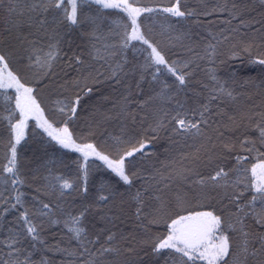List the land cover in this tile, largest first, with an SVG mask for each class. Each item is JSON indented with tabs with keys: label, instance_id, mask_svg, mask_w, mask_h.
<instances>
[{
	"label": "trees",
	"instance_id": "1",
	"mask_svg": "<svg viewBox=\"0 0 264 264\" xmlns=\"http://www.w3.org/2000/svg\"><path fill=\"white\" fill-rule=\"evenodd\" d=\"M175 2L139 0L133 6L156 9L137 18L140 31L178 74H188L184 85L165 65L151 63V49L142 41L122 44L125 33L131 32L122 9H103L89 0L79 6L83 22L71 25L63 9L43 11L46 0H0V55L8 64L4 75L11 71L33 89L32 97L54 128L66 124L77 144L92 143L112 159L146 142L125 159L132 181L125 184L98 157L85 160L81 152L57 144L29 114L17 145L23 183L13 186L2 171L14 142L5 117L12 113L15 123L20 113L16 89H0V264H180L187 257L174 250L153 252L156 238L168 235L173 219L203 211L223 219L233 245L228 264H237L241 257V228L250 234L247 264L264 261V253L252 255L264 236V224L252 214L260 213L261 205L257 201L253 209L249 203L255 194L251 169L264 162L259 135V127H264V65L254 62L264 58V0H182L181 10L192 15L174 17L162 11ZM65 7L71 10L67 3ZM57 42L59 55L45 75L32 64L33 49L43 53ZM94 44L103 59L94 54ZM220 84L231 97L213 91ZM211 96L216 99L209 102ZM206 104L208 122L200 125L199 134L195 129L173 131L178 127L173 117L187 116L195 123ZM231 119L236 124L232 127ZM212 152L210 160L205 159ZM221 168L228 176L210 181ZM57 175L74 187L63 194L58 186L52 189L48 178ZM201 178L203 185L197 183ZM109 191L108 201L98 200ZM17 193H23L22 206L12 208ZM41 202L50 205L47 216L37 211ZM85 207L81 226L86 236L77 240L64 221ZM26 209L38 228L36 241L26 233L16 236L24 232L20 213ZM241 218L243 225L237 223ZM13 238L18 242L9 246ZM188 264L203 263L194 258Z\"/></svg>",
	"mask_w": 264,
	"mask_h": 264
},
{
	"label": "snow or ice",
	"instance_id": "2",
	"mask_svg": "<svg viewBox=\"0 0 264 264\" xmlns=\"http://www.w3.org/2000/svg\"><path fill=\"white\" fill-rule=\"evenodd\" d=\"M86 2H89V0H46V6L42 5V10L47 12L50 8H55L58 10L63 9L65 20L71 25H78L83 22L78 15L79 6L81 3ZM138 2L139 0H132V3H130L129 0H94V3L103 9H122L124 12H126L131 21V32L125 33V39L122 40V44L127 46V43L130 40L142 41L143 44L147 45L148 48L151 49V53L148 57L151 63L154 65H165L168 72L176 77L179 85H184L186 82V75L188 74H178L176 68L168 65V62L161 51L155 45L150 43L149 40L141 33L137 18L143 12H154L156 9L134 7L133 4ZM65 3L70 6V11L67 7H65ZM181 3L182 0H176V2L173 3L171 7L163 8L162 11L169 13L174 17H185L186 15H192L193 13L190 11L185 12L181 10ZM93 35H95V31L93 32ZM97 39H99V37H97ZM105 48H107V45H105ZM93 51L98 58L103 59V56L100 55V49L96 48L95 44L93 45ZM33 54L35 55V59L32 60V64L38 69L43 70L44 74L47 75V70L52 67L53 61L59 55L58 42L56 44L49 45V50L43 53L40 49H33ZM75 59L77 63L81 62L79 56H77ZM254 62L264 65V58L258 59ZM0 66H2L0 67V89H8L13 87L16 89L17 95L15 105L16 109H18L20 113V119L15 123H11L12 113H9L8 117H5L9 120L14 142L11 143L10 156L8 158L7 164L3 166L2 171L4 174H8L7 178H10V182L13 186L23 183V180L21 179L18 172L17 145H19L21 140L24 138V127L29 114L35 115L37 117L39 127L43 128L44 131L47 132V134L52 138V140L56 141L57 144L64 148H74L76 151L83 154L85 160H87L89 156L98 157L100 160L104 161L107 167L111 169L112 172L115 173L125 184H131L132 181L125 171V159L127 157H132L134 153L144 149L146 144L145 141L140 142L139 148L133 147L130 151H126L123 155H120L118 159H112L109 157V155H105L97 151L96 146L92 143L83 145L77 144L72 138V134L69 132L66 124L62 128H54L53 124L44 118L43 111L40 109L39 104L36 103V100L32 97L33 89L31 87H25V85L22 84L11 71H7L6 76L4 75L5 70L8 68V64L4 55H0ZM185 67H187V65H185ZM157 71H159V69H157ZM113 75H115V73H113ZM211 79L216 80L215 75H212ZM165 87H167V85H165ZM213 91L225 93L229 97L232 96V92L226 90L223 84H220L219 88L213 89ZM5 99L9 98L5 97ZM212 99H216V96H211L209 102H211ZM79 100L80 97L77 96L75 103L71 108L72 113L76 112L75 104H78ZM66 107L67 106L62 108L61 111L64 112ZM206 112H208L207 104L202 106V111L200 112L201 119L195 123L189 120L187 116H181L177 114V116L173 117V119L175 120L178 127L174 128L173 131L179 132L195 129L197 134H199L200 125L207 124L208 122L204 118V113ZM259 135L260 140L264 142V127H259ZM247 142L248 141H242V143ZM241 159L242 158L238 157V162ZM258 168L261 170L259 173L257 172ZM251 173L252 182L250 187L254 190L255 194L252 196V199L249 203L253 206V209H255L256 202L259 201L261 205L260 213L253 211L252 214L259 217L257 219L258 224H264V162L253 165ZM87 176V170L84 169L83 178L85 182L87 181ZM227 176L228 173L225 172L223 168H221L208 179L212 182H218ZM48 179H50L52 182L50 185L51 188L56 189L58 186L59 189H61V194H63V190L74 187L73 183H70L69 180L64 179L62 176H50ZM197 183L203 185L205 180L201 178L199 181H197ZM83 191L87 192L86 186L83 188ZM104 191L105 189L102 188L101 192L103 193ZM22 195L23 193L16 194V202L11 205L12 208H16L17 205L22 206ZM110 195V191L107 195L101 194L98 197V200L106 202L108 201ZM139 197L140 194L137 193L135 198L139 200ZM5 211H7V209H5ZM37 211L41 216H47L50 212V205L48 203L41 202L40 208L37 209ZM87 211L88 208L85 207L81 212H79V214L75 216L69 214L67 219L64 221L68 231L73 233L74 238L77 240H80L82 236H86V229L81 226V221ZM140 211L141 210L138 208V214ZM237 211H242V209L238 207ZM20 220L23 222L24 232L17 233L16 236L21 237L24 233H26V235L31 237L33 241L38 240L39 232L37 225L32 222L27 209L20 213ZM56 222L57 221H52V223ZM237 223L243 225V218L238 220ZM228 227L235 230L232 224H229ZM168 228L169 233L166 237L163 239H160L159 237L156 238L158 242L155 243L153 248L154 253L159 254L161 253V250L165 249L174 250L175 253L181 254V257H187V260L181 259L180 264H188V261H193L194 258L206 261L207 264H228L226 258L231 256L233 245L229 235L223 230V219L221 216L214 215L212 211L196 212L194 214L179 216L177 219H173L168 225ZM241 231L245 239L241 245V257L237 264H247L249 254L248 237L250 234L247 231H243L242 228ZM218 232L220 233L219 235H217ZM108 239L111 240L112 237L109 236ZM17 242V239L13 238L10 241L9 246H13ZM92 242L95 243L96 241ZM103 251L110 252L115 250L111 248H105ZM260 253H264V236L259 237V248L253 249L252 255L255 256ZM25 264H27V261H25Z\"/></svg>",
	"mask_w": 264,
	"mask_h": 264
},
{
	"label": "rangeland",
	"instance_id": "3",
	"mask_svg": "<svg viewBox=\"0 0 264 264\" xmlns=\"http://www.w3.org/2000/svg\"><path fill=\"white\" fill-rule=\"evenodd\" d=\"M260 33V32H259ZM261 34V33H260ZM15 35V34H14ZM20 36L17 34V37H16V39L17 38H19ZM235 121H233L232 119H231V121H229V125L232 127V126H234V125H236L235 123H234ZM242 125V124H241ZM237 129L240 131V130H242V127L241 126H238L237 127ZM225 140H226V138H224ZM220 145L222 146V147H224V146H226V144L224 145V143H221L220 142ZM225 148V147H224ZM214 154H215V151H214ZM213 155V152L210 154V153H207L205 156H206V158L205 159H207V160H210V157ZM204 160V159H203ZM261 170L258 168L257 169V172L259 173ZM161 210H162V208H160ZM163 211L164 210H162V213H163ZM220 233H217V235H219ZM136 239V238H135ZM137 240V239H136ZM138 241H136V243H137ZM138 246H142V244L141 243H139V245ZM135 249H137V248H135ZM197 260H200V259H197ZM203 264H207V262L206 261H203V260H200ZM259 264H264V261L263 260H260L259 261Z\"/></svg>",
	"mask_w": 264,
	"mask_h": 264
}]
</instances>
